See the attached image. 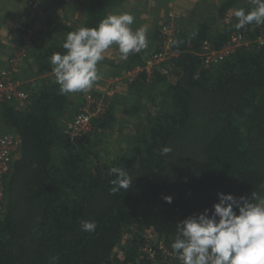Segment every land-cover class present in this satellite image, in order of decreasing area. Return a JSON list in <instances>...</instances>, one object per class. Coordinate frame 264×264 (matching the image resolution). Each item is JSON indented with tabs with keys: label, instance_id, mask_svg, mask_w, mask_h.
Wrapping results in <instances>:
<instances>
[{
	"label": "trees",
	"instance_id": "obj_1",
	"mask_svg": "<svg viewBox=\"0 0 264 264\" xmlns=\"http://www.w3.org/2000/svg\"><path fill=\"white\" fill-rule=\"evenodd\" d=\"M124 1L86 0L78 24L48 16L43 41L26 54L27 99L1 107L5 132L15 133L20 147L5 178L0 264H52L51 257L55 264H151L142 250L149 237L172 250L176 225L211 209L217 193L264 196V42L257 41L264 25L238 30L236 17L230 19L237 8L250 10L251 0H225L194 29L177 30L176 56L154 70L152 83L146 73L126 83L130 91L154 92L157 110L138 123L135 137L122 141L116 155L106 159L96 143L117 121L111 108L88 136L70 142L66 124L83 110L84 92L60 94L56 78L48 76L54 74L49 58L66 51L69 32L98 26ZM52 36L62 41L47 45ZM237 36L253 42L219 65L201 66L204 42L221 49ZM160 43L158 28L154 53ZM144 60L142 50L130 54L123 68ZM164 147L172 151L163 155ZM112 167L132 175L127 190L111 193ZM85 220L96 222L94 232L81 230ZM174 254V264H183Z\"/></svg>",
	"mask_w": 264,
	"mask_h": 264
},
{
	"label": "clouds",
	"instance_id": "obj_2",
	"mask_svg": "<svg viewBox=\"0 0 264 264\" xmlns=\"http://www.w3.org/2000/svg\"><path fill=\"white\" fill-rule=\"evenodd\" d=\"M250 10H235L236 29L264 25V0H251ZM135 17L127 12L110 14L96 27H80L67 34L66 50L49 59L60 94L87 91L100 79L98 64L110 46H118L122 59L148 46L146 25L133 29ZM172 149L164 147L163 155ZM115 178L110 189L116 194L132 183L130 172L112 167ZM218 202L211 209L191 215L176 225L177 235L171 244L183 264H264V196L253 192L251 198L217 193ZM169 203L172 197L165 198ZM81 230L94 232L95 221H82ZM56 257H51L55 264Z\"/></svg>",
	"mask_w": 264,
	"mask_h": 264
},
{
	"label": "rangeland",
	"instance_id": "obj_3",
	"mask_svg": "<svg viewBox=\"0 0 264 264\" xmlns=\"http://www.w3.org/2000/svg\"><path fill=\"white\" fill-rule=\"evenodd\" d=\"M224 1L125 0L111 14L124 12L132 14L135 17L132 25L134 30L144 25L147 26L148 46L142 50V56L145 59L143 63L145 64L138 66L143 67L147 64L146 61L155 54V30L158 28L161 30L167 23V15L174 14L176 19L174 23L177 30H192L197 26V22L213 12L217 4ZM85 2L86 0H0V76L6 68H13L10 71V77L13 81L20 82V89L25 91V85L30 82L25 79L29 57L23 58L22 54H28V51H32L37 43L43 41L40 30L43 29L46 18L51 15L59 16L58 18L61 17L65 23L78 24L84 16ZM144 5H147L149 13L152 14L151 16L146 15ZM234 12L230 14V19L235 17ZM237 37L240 39L236 40L234 46L230 45L231 50L236 47L247 46L253 42L252 39L246 36ZM46 41L47 45H53L60 43L62 38L52 36ZM257 41L264 42V36L257 39ZM30 61H32L31 57ZM123 63L124 59L121 58L118 46H110L104 53V59L98 64L100 79L94 82L87 91H83V109L88 108L86 104L88 94L94 93L96 96L100 94L99 97L109 105L110 110L117 118L116 123L105 130V133L100 134L101 136L96 141L100 146L101 156H105L106 159L118 153V148L121 144L123 146L122 141L127 138H134L140 125L138 123L144 120L146 122V117L150 112L157 110L154 92L143 90L140 93L138 89H135V91L128 89L125 79H123L124 75L138 67L126 70L123 68ZM48 76L55 78V74ZM150 80L147 77L146 83L151 84ZM139 94H142V98ZM150 97L154 99L151 100ZM156 103L158 104V102ZM122 104L127 105L123 111L121 110ZM140 107L142 108L139 114L134 115L135 110ZM0 134H7V132L0 128ZM172 261L167 264H174L175 261Z\"/></svg>",
	"mask_w": 264,
	"mask_h": 264
},
{
	"label": "built area",
	"instance_id": "obj_4",
	"mask_svg": "<svg viewBox=\"0 0 264 264\" xmlns=\"http://www.w3.org/2000/svg\"><path fill=\"white\" fill-rule=\"evenodd\" d=\"M175 20L174 14L168 15L167 23L160 30L161 47L159 51L155 52L143 67H138L132 72H127L125 77L129 83L134 82L142 73H146L148 79H152L154 70L158 66L176 56V53L173 51V40L177 32ZM239 39L238 37H234L232 43L221 49L214 48L208 41L204 42L200 53L201 66L209 69L223 63L239 48L230 49V45L234 46L236 40ZM22 56L25 58L26 54L23 53ZM11 69L13 68H6L0 76V111L2 105L5 103L14 100L21 102L27 99L26 92L20 89V82H15L10 77ZM99 95L96 96L94 93L88 94L86 97L88 108L83 109L66 124L65 134L72 144H76L85 136H88L93 131L94 121L108 112L109 105ZM19 145L20 139L15 133L0 134V214L3 212L5 203V178L11 172L12 162L19 150ZM142 250L148 255V260L151 264H163L175 259V254L169 248L167 242L157 236H150Z\"/></svg>",
	"mask_w": 264,
	"mask_h": 264
},
{
	"label": "crops",
	"instance_id": "obj_5",
	"mask_svg": "<svg viewBox=\"0 0 264 264\" xmlns=\"http://www.w3.org/2000/svg\"><path fill=\"white\" fill-rule=\"evenodd\" d=\"M115 10H116V8L115 9H113L112 11H114L115 12ZM144 10L146 11V15H148V16H151L152 14L151 13H149V9H148V7H147V5H144ZM111 11V12H112ZM111 12H110V14H111ZM109 14V15H110ZM145 18H147L146 16H145ZM123 79H125V82L127 83V84H130L128 81H127V79H126V77H125V75H124V78ZM0 125H1V129L3 130V131H5V128L3 127V125H2V121H1V118H0ZM17 156V155H16Z\"/></svg>",
	"mask_w": 264,
	"mask_h": 264
}]
</instances>
